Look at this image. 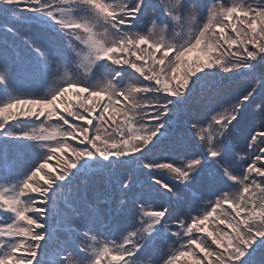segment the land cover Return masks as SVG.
Masks as SVG:
<instances>
[{
    "label": "snow or ice",
    "instance_id": "snow-or-ice-1",
    "mask_svg": "<svg viewBox=\"0 0 264 264\" xmlns=\"http://www.w3.org/2000/svg\"><path fill=\"white\" fill-rule=\"evenodd\" d=\"M0 264H264V0H0Z\"/></svg>",
    "mask_w": 264,
    "mask_h": 264
},
{
    "label": "rangeland",
    "instance_id": "rangeland-1",
    "mask_svg": "<svg viewBox=\"0 0 264 264\" xmlns=\"http://www.w3.org/2000/svg\"><path fill=\"white\" fill-rule=\"evenodd\" d=\"M190 56H195V53L190 54ZM25 83H27V84L30 85L31 87L35 88V87L39 84V81H37V80H27V81H25ZM41 91H43V89H41ZM205 91H206V89H205ZM198 95H199V94H198ZM195 101L197 102L196 106H197L198 109H199V102H198L197 99L194 98L192 101H190V104H189V106H188V110H189V111H190V108H191V106L194 104ZM178 128H179V127H175V126H174V129H176L177 132H179V131L177 130ZM174 129H173V130H174ZM183 136H184V132H182V135H178V134H176L175 136H173V139L170 141L169 144L179 145V144L181 143V141H182ZM185 146H187V145L185 144Z\"/></svg>",
    "mask_w": 264,
    "mask_h": 264
},
{
    "label": "trees",
    "instance_id": "trees-1",
    "mask_svg": "<svg viewBox=\"0 0 264 264\" xmlns=\"http://www.w3.org/2000/svg\"><path fill=\"white\" fill-rule=\"evenodd\" d=\"M199 94V93H198ZM197 102L195 101L194 104L191 106L190 108V111L192 113H196L199 109L198 107L196 106ZM183 116V113L181 114V117ZM179 132L176 131V129L173 130V135L171 136V138L169 140H167V142H165L166 145H168L170 143V141L173 139V136H175L176 134L178 135H182V132H183V128L179 127L177 129Z\"/></svg>",
    "mask_w": 264,
    "mask_h": 264
}]
</instances>
